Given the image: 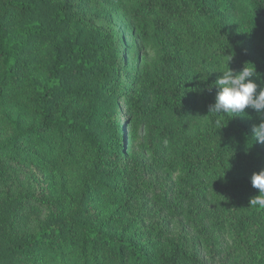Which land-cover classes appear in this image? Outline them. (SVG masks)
Here are the masks:
<instances>
[{"label":"trees","instance_id":"obj_1","mask_svg":"<svg viewBox=\"0 0 264 264\" xmlns=\"http://www.w3.org/2000/svg\"><path fill=\"white\" fill-rule=\"evenodd\" d=\"M228 55L264 81V0H0V167L45 183L0 196V264H205L168 232L183 214L209 253L264 264L260 117L209 112Z\"/></svg>","mask_w":264,"mask_h":264},{"label":"rangeland","instance_id":"obj_2","mask_svg":"<svg viewBox=\"0 0 264 264\" xmlns=\"http://www.w3.org/2000/svg\"><path fill=\"white\" fill-rule=\"evenodd\" d=\"M95 16L96 19H98L99 22L102 21L103 17L94 12L93 10H88V14H91ZM127 17L124 15V13L120 14V20L115 21L120 25H125L126 22L124 20ZM110 21V19H109ZM130 26H133V22H131ZM129 26V27H130ZM125 44H129V40H126ZM142 54L146 56V61L148 60L149 64L156 63L158 54L154 48H150V46L144 47L142 50ZM126 109H124V112ZM145 159L150 160V157H148L147 153H144ZM3 166L0 167V196L3 194L4 190H9L11 193L16 194L20 192H40V189L45 186V183L37 184V182L31 178L27 172H25L22 168L18 167L17 165L3 162ZM39 177L41 181L45 178L43 173H39ZM160 193V192H159ZM170 193H174L172 196L177 195V190L175 191L174 188L170 190ZM29 208V207H28ZM32 209V210H31ZM145 214H148L146 217L147 221L150 222H159L167 220L169 214L168 212H158L155 208H150L148 212ZM46 211L31 207L29 209H26L19 214L17 227L19 230L23 231H29L37 229L39 223L41 220L45 217ZM189 218L185 217V214L182 216H179L176 218L175 221L167 220L168 225V232L169 233H175L179 232L180 230H183L185 234L187 232L190 234V237H187V240H195L194 245L197 247H194L197 249V252L200 253V255L203 257L205 264H242L240 261V258H237L234 251L230 250L229 245L231 244L229 239H225V246H223L221 249H217L214 252V255L212 253H209L206 251V246L199 240L195 239L194 233L195 230L192 229ZM199 242V244H198ZM228 245V246H227Z\"/></svg>","mask_w":264,"mask_h":264},{"label":"clouds","instance_id":"obj_3","mask_svg":"<svg viewBox=\"0 0 264 264\" xmlns=\"http://www.w3.org/2000/svg\"><path fill=\"white\" fill-rule=\"evenodd\" d=\"M228 56L227 67L220 72L222 75L208 86V90L212 87L218 89L215 103L209 106V112L236 117L246 115L245 110L251 108L260 117L259 124L253 125L252 138L264 144V81L260 84L256 82L261 77L253 63H246L238 72L231 69L229 62L233 57ZM251 184L259 190V195L251 198L250 204L264 208V169L252 174Z\"/></svg>","mask_w":264,"mask_h":264}]
</instances>
